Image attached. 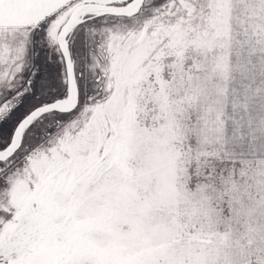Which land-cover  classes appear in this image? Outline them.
Instances as JSON below:
<instances>
[{
  "label": "snow or ice",
  "instance_id": "snow-or-ice-1",
  "mask_svg": "<svg viewBox=\"0 0 264 264\" xmlns=\"http://www.w3.org/2000/svg\"><path fill=\"white\" fill-rule=\"evenodd\" d=\"M0 264H264V0H0Z\"/></svg>",
  "mask_w": 264,
  "mask_h": 264
}]
</instances>
